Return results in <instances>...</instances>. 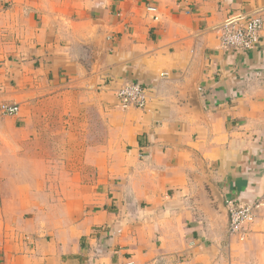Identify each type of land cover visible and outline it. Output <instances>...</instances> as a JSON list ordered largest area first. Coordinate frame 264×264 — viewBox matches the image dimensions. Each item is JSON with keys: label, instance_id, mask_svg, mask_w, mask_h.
I'll list each match as a JSON object with an SVG mask.
<instances>
[{"label": "crops", "instance_id": "crops-1", "mask_svg": "<svg viewBox=\"0 0 264 264\" xmlns=\"http://www.w3.org/2000/svg\"><path fill=\"white\" fill-rule=\"evenodd\" d=\"M238 13L264 0H0V264H264V29L223 48ZM230 202L261 208L242 232Z\"/></svg>", "mask_w": 264, "mask_h": 264}, {"label": "built area", "instance_id": "built-area-1", "mask_svg": "<svg viewBox=\"0 0 264 264\" xmlns=\"http://www.w3.org/2000/svg\"><path fill=\"white\" fill-rule=\"evenodd\" d=\"M150 11H156V7H148ZM264 29V17L260 15L248 16L238 13L228 17L220 28V42L223 48L251 49L260 40V33ZM165 75V73L163 74ZM118 98L123 108H144L149 100L148 89L140 83L128 82L118 89ZM20 106L15 103H2L0 115L12 116L18 114ZM230 232L239 233L252 224L257 215L251 203L236 204L230 202ZM126 264H135L129 260Z\"/></svg>", "mask_w": 264, "mask_h": 264}, {"label": "rangeland", "instance_id": "rangeland-1", "mask_svg": "<svg viewBox=\"0 0 264 264\" xmlns=\"http://www.w3.org/2000/svg\"><path fill=\"white\" fill-rule=\"evenodd\" d=\"M97 110V109H96ZM95 109H92V121H98V112ZM59 119V117L57 118Z\"/></svg>", "mask_w": 264, "mask_h": 264}, {"label": "water", "instance_id": "water-1", "mask_svg": "<svg viewBox=\"0 0 264 264\" xmlns=\"http://www.w3.org/2000/svg\"><path fill=\"white\" fill-rule=\"evenodd\" d=\"M216 191H217V190H216ZM217 192H218V191H217ZM216 195H219V193H217ZM220 198L222 199V203H223L224 198L221 197V196H220ZM260 209H261V208H258V210H257L255 213H256V214H259V213H260Z\"/></svg>", "mask_w": 264, "mask_h": 264}]
</instances>
